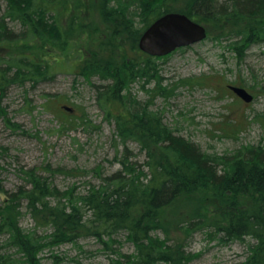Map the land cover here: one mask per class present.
Masks as SVG:
<instances>
[{
	"label": "trees",
	"instance_id": "obj_1",
	"mask_svg": "<svg viewBox=\"0 0 264 264\" xmlns=\"http://www.w3.org/2000/svg\"><path fill=\"white\" fill-rule=\"evenodd\" d=\"M0 2L4 4L0 10V46L5 51L10 49V55H0V110L8 87L26 83L35 87L54 77V61L45 55L55 45L67 58L65 66L95 87L102 109L116 122L120 144L135 138L147 150L143 165L148 170L146 173L125 153L121 160L115 159L121 169L106 177L98 172L96 178L101 183L91 184L85 195H75L73 190L62 193L54 186L50 175L62 168L50 166L44 170L49 176L36 169L26 171V184L16 194L4 192L0 178V191L9 198L8 205L0 208V233L6 236L5 248L20 255L2 253L4 247L0 245V264H42L40 254L45 249L77 244L86 238H95L105 246L111 255L110 264H190L194 255L187 253L185 243H174L170 235L180 233L186 242L200 231H208L224 244L250 239L248 257L235 264H264V147L247 145L223 155L202 151L175 135L163 116L132 93L134 84L151 78L156 71L154 61L151 63L154 59L140 50L139 42L157 19L168 13L187 15L207 29V39L211 30L219 28L223 37L218 34L217 42L226 38L227 49L243 61L247 50L264 46V0H102L98 7L91 0ZM97 8L112 24L107 33L83 23L84 14ZM65 17L69 23L63 28ZM87 28L92 39L95 34L108 37L99 40L101 53L90 42L80 49L73 40ZM20 46L28 54L14 56ZM133 52L136 55L131 56ZM113 53L118 58L115 61L107 56ZM94 78L107 84L96 86ZM193 80L191 84H196ZM163 81L160 77V95L167 97L170 88L162 87ZM181 86L189 83L181 81L168 92L172 95ZM115 106L117 114L112 112ZM72 124L71 120L63 121L59 130H70ZM1 171L0 167V177ZM193 197L215 204L201 203L190 216H181L178 203ZM241 198L249 201L242 202ZM23 200L38 227L52 229L51 235L40 240L37 233L20 227ZM172 212L174 220L170 218ZM159 231L164 238L157 235ZM120 234L134 246L132 254L122 251Z\"/></svg>",
	"mask_w": 264,
	"mask_h": 264
},
{
	"label": "rangeland",
	"instance_id": "obj_2",
	"mask_svg": "<svg viewBox=\"0 0 264 264\" xmlns=\"http://www.w3.org/2000/svg\"><path fill=\"white\" fill-rule=\"evenodd\" d=\"M92 1L97 7L98 2L102 3V0ZM2 9L4 4L0 2ZM68 23L69 20L63 18L61 27H67ZM83 23L90 29L97 26L104 32L112 26L103 19L98 8L85 13ZM88 31V28L81 31L73 39L78 41L77 47L85 49L90 42L101 53L100 41L108 37L95 34L92 39ZM218 34L223 37L219 28L213 29L206 41L156 60L159 69L153 71L151 78H145L151 84H146L144 89L145 81L142 80V83L131 86L132 93L150 110L163 116L164 123L175 135L195 143L202 151L223 155L247 145L264 147V46L252 47L246 51L243 61L237 60L235 54L226 48V38L222 43L217 42ZM107 44L106 47H110ZM54 46L49 47L45 55L54 61L55 75L50 81L35 87L30 83L10 86L5 91L0 110V178L4 192L16 194L24 187L26 171L36 169L42 171L39 172L41 175L49 176L44 170L51 166L54 170L64 169L50 175L54 186L62 193L73 190L75 195H85L91 184L101 183L102 180L96 178L100 175L98 172L106 177L121 169L115 159H121L125 153L130 161L139 163L148 173L143 165L147 160V150H143L135 138H129L126 145L120 144L116 122L102 109L95 87L83 77L75 76L74 69L65 66L67 58ZM13 54L20 57L27 55L28 51L20 46ZM0 55H10V49L5 51L0 46ZM134 55L136 53L133 52L131 56ZM107 56L114 61L118 59L114 53ZM160 77L164 80L162 87L173 89L181 81H187L189 86L176 89L173 96L169 89L166 91L168 96L163 97L160 95ZM191 80L198 85L191 84ZM92 83L96 86L107 84L97 78L92 79ZM225 83L247 87L255 99L246 105L224 88ZM117 109L116 106L112 108L113 114L119 112ZM66 120L73 122L70 130L60 131L61 122ZM4 192L0 191V208L9 203L8 194ZM241 201L246 203L249 200L241 198ZM201 203L213 205L215 201L187 198L178 203V210L181 216H190L189 212ZM207 209L209 211L211 207ZM18 217L20 227L37 233L40 240L53 232L52 229L38 227L24 200ZM170 218L175 219L173 212ZM157 235L165 237L161 231ZM5 239L6 236L0 233V245L4 247L2 253L20 257L15 250L5 248ZM170 239L176 244H186L187 253L194 255L190 264L243 262L249 255L248 244L251 242L247 239L224 244L208 231L196 232L186 242L180 233H172ZM118 240L123 243L124 253L134 252L135 248L126 240L125 234H120ZM45 250L40 254L42 264H110L111 255L95 238L80 239L77 244L66 243Z\"/></svg>",
	"mask_w": 264,
	"mask_h": 264
},
{
	"label": "water",
	"instance_id": "obj_3",
	"mask_svg": "<svg viewBox=\"0 0 264 264\" xmlns=\"http://www.w3.org/2000/svg\"><path fill=\"white\" fill-rule=\"evenodd\" d=\"M207 37V29L200 23L181 13H168L146 29L140 38L139 48L151 57L162 58L202 43ZM230 89L246 103L254 100L244 88L230 86ZM66 110L72 112L70 108Z\"/></svg>",
	"mask_w": 264,
	"mask_h": 264
},
{
	"label": "flooded vegetation",
	"instance_id": "obj_4",
	"mask_svg": "<svg viewBox=\"0 0 264 264\" xmlns=\"http://www.w3.org/2000/svg\"><path fill=\"white\" fill-rule=\"evenodd\" d=\"M153 59H154V61H155V65H154V67L156 68L155 70L157 71V69H159V67H158V64L156 63V60L157 61H159V60H161V59H159V58H157V57H152ZM155 71V72H156ZM143 81H145V83H143V85H142V88H144L145 89V86H146V84H148V85H150L151 84V82H149V81H146V79L144 78L143 79ZM148 82V83H147ZM230 86H234V87H238V88H244V89H246L247 91H248V93L249 94H251L253 97H254V99H255V96H254V94H252V92L247 88V87H244V86H240V85H234V84H226L225 83V85H224V88L226 89V90H228L230 93H233L236 97V99H240V100H242L241 98H239L231 89H230ZM230 95V94H229ZM246 105L247 104H250V103H246L244 100H242Z\"/></svg>",
	"mask_w": 264,
	"mask_h": 264
},
{
	"label": "bare ground",
	"instance_id": "obj_5",
	"mask_svg": "<svg viewBox=\"0 0 264 264\" xmlns=\"http://www.w3.org/2000/svg\"><path fill=\"white\" fill-rule=\"evenodd\" d=\"M227 48V47H226ZM34 74V73H33ZM37 79V78H36ZM42 79V78H41ZM34 80V79H33ZM39 81V80H38ZM22 83V82H21ZM4 113V112H3ZM3 116V115H2ZM121 160V159H120ZM214 242V241H213ZM42 244V243H41ZM51 249V248H50ZM46 251V250H45ZM10 261V260H9ZM12 262V261H11Z\"/></svg>",
	"mask_w": 264,
	"mask_h": 264
}]
</instances>
